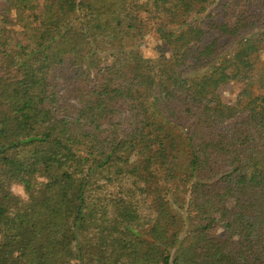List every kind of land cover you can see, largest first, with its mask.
I'll return each mask as SVG.
<instances>
[{
	"label": "trees",
	"instance_id": "1",
	"mask_svg": "<svg viewBox=\"0 0 264 264\" xmlns=\"http://www.w3.org/2000/svg\"><path fill=\"white\" fill-rule=\"evenodd\" d=\"M223 1L0 0V264H264V0Z\"/></svg>",
	"mask_w": 264,
	"mask_h": 264
},
{
	"label": "rangeland",
	"instance_id": "2",
	"mask_svg": "<svg viewBox=\"0 0 264 264\" xmlns=\"http://www.w3.org/2000/svg\"><path fill=\"white\" fill-rule=\"evenodd\" d=\"M226 0H224L223 2H225ZM255 10L257 12H260L261 15L264 16V9H260L255 7ZM220 9H216L215 13L219 12ZM157 40L154 36H147L145 38V40L143 41V43L141 44V51L144 54L145 57L147 58H151L153 60H155L159 65L163 64V60L159 58V55L157 53L156 50V45H157ZM257 65L260 66V64L264 63V50H261L259 52V56L257 59ZM241 89V84L236 83V82H231L229 84H227L224 88L221 89V97L222 99L229 104H233L237 98L238 93L240 92ZM243 115L240 114L238 115L234 120H231L228 122V126H232L234 123L240 121L242 119ZM11 191L17 195L20 196L21 198H25L24 194H23V190L21 187L14 185L11 187ZM220 234H222V232L220 231Z\"/></svg>",
	"mask_w": 264,
	"mask_h": 264
}]
</instances>
